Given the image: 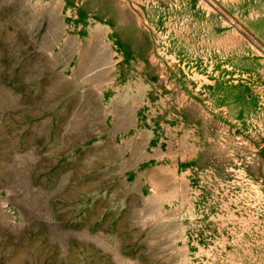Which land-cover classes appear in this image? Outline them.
<instances>
[{"label": "rangeland", "instance_id": "rangeland-1", "mask_svg": "<svg viewBox=\"0 0 264 264\" xmlns=\"http://www.w3.org/2000/svg\"><path fill=\"white\" fill-rule=\"evenodd\" d=\"M0 264H264V0H0Z\"/></svg>", "mask_w": 264, "mask_h": 264}]
</instances>
